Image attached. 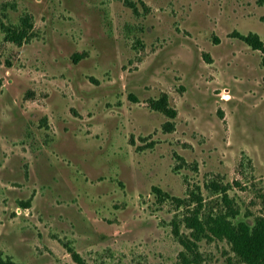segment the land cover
Listing matches in <instances>:
<instances>
[{
  "label": "rangeland",
  "instance_id": "rangeland-1",
  "mask_svg": "<svg viewBox=\"0 0 264 264\" xmlns=\"http://www.w3.org/2000/svg\"><path fill=\"white\" fill-rule=\"evenodd\" d=\"M26 14L19 46L4 27ZM249 34L264 43V0H0V254L247 264L208 224L264 216ZM164 95L174 117L152 107Z\"/></svg>",
  "mask_w": 264,
  "mask_h": 264
},
{
  "label": "trees",
  "instance_id": "trees-1",
  "mask_svg": "<svg viewBox=\"0 0 264 264\" xmlns=\"http://www.w3.org/2000/svg\"><path fill=\"white\" fill-rule=\"evenodd\" d=\"M33 18L30 14L20 18L19 24L7 25L4 27L6 39L17 45H22L25 41L33 37ZM240 38L255 50H259L264 54V43L256 34L240 35ZM75 57H80L78 54ZM264 64V55H263ZM155 110L168 115L175 116V111L169 107L168 98L166 95L160 100L153 103ZM156 189V188H155ZM157 191H159L157 189ZM28 207V206H27ZM204 223L199 221L198 217H194L189 227L194 228L196 237H201L206 228ZM208 229L213 236L217 238H225L228 240L234 251L247 264H264V216L258 217L254 225H250L246 221H240L237 224H232L224 217L219 216L212 223L208 224ZM183 245L191 248L190 242L183 240ZM72 256L75 262L85 264L83 258L75 251H72ZM0 264H19L11 259H6L0 254Z\"/></svg>",
  "mask_w": 264,
  "mask_h": 264
}]
</instances>
